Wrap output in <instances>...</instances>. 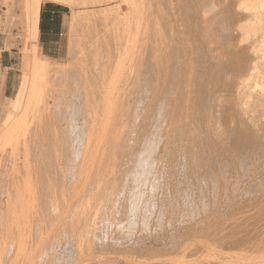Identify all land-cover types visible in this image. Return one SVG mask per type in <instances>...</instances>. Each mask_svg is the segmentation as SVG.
Returning <instances> with one entry per match:
<instances>
[{"label":"bare ground","instance_id":"bare-ground-1","mask_svg":"<svg viewBox=\"0 0 264 264\" xmlns=\"http://www.w3.org/2000/svg\"><path fill=\"white\" fill-rule=\"evenodd\" d=\"M38 2L27 10L34 33ZM120 2L115 40L90 39L93 69L51 90L48 64L33 56L1 122L0 264H48L67 224L79 259L99 248L106 259L117 248L175 259L163 235L180 224L183 243L264 244L258 214L244 210L264 188V0ZM226 114L241 120L226 129ZM191 171L203 180L194 202L182 188L185 197H168L169 183ZM145 201L162 228L148 241L132 236Z\"/></svg>","mask_w":264,"mask_h":264},{"label":"rangeland","instance_id":"rangeland-1","mask_svg":"<svg viewBox=\"0 0 264 264\" xmlns=\"http://www.w3.org/2000/svg\"><path fill=\"white\" fill-rule=\"evenodd\" d=\"M92 1H93V3H92ZM74 2L77 3V4L72 5V6L68 4V6H69L68 11L69 12L67 13V17L65 19V24H64V34H63V38H62V46L65 47L64 50H63L64 53H63V55H61L60 57L55 58V59H47V58L42 57L39 54V52L37 50L36 37L34 36L32 27L26 21V17L24 15V8H23L24 0H6L4 2V5H6V6H8V4H10V5L7 7V11L4 12V18H3L4 22L1 24V26H3L4 29L7 30L8 33L10 35H12V37L15 39V42H13L12 45H10V44L7 45L6 48L15 47L17 54L14 55L13 61H14L15 64L13 65V69H12V73L14 74V79H15V82H16L15 88L13 89V91L8 90L6 95H3L1 93V88H0V120H1L0 121V125H1V122H2L3 118L5 117V115L10 113V111H11V103H12L13 99L16 97V95L18 93V90L20 88V84L22 82V77L24 76V74H27L30 71L29 69H30V65L32 63V59L31 58L33 56L37 57L38 61H43V62H46L48 64V66H49L48 80L46 81L45 84L51 90H53V89H56L57 86L60 83L64 82L65 79L68 78L69 75L78 76V74L81 73V67L83 65H86L88 67L87 70L93 69V58L91 56L92 50H93V48H92L93 44H91L90 39H92V38L93 39H96V38L99 39L100 36H102L101 39H100L101 42L110 41V39L112 41L114 39L113 35L115 33L114 32L115 31V27L116 28L119 27V25L117 26V23L118 22L120 23L121 16H122L121 11H117V10H120L117 7V5L119 6V4L121 3L120 0H96V1L95 0H83V3H87L85 5H81L80 4V3H82V0H74ZM15 10H18V14L17 15H15ZM117 13H118V15H117ZM111 29H112V32H111ZM12 31H14V33ZM99 33H100V36H98ZM101 33H103V35H101ZM112 33H113V35H112ZM107 36H109V37H107ZM106 37L109 38V40ZM102 39H104V40H102ZM87 40L89 42H87ZM5 73H6V70H2L0 68V82L1 83L4 80ZM232 80H234V79H232ZM234 81L236 83V80H234ZM230 87H231V85H230ZM232 113L235 114L234 112H232ZM237 115H235V118L232 119V118H230V116H227V114H226L225 120L223 119V124L225 125V128L227 126L226 129H231V128H229L230 127V125H229L230 123L229 122H232L231 120H234L233 124L235 122H239V120H241V119L237 118ZM229 119H231V120H229ZM192 120L195 121L196 124H198L196 122L197 118H196L195 115L192 117ZM242 121L244 122V120H242ZM242 121H240L241 125L243 124ZM226 123H228V124H226ZM228 125H229V127H228ZM195 127L197 128V125L194 124L193 125V129ZM45 131L47 132L48 130L46 129ZM230 132H231L232 136L235 135V131L231 130ZM1 153H3V152H1ZM0 162L2 163L3 161H0ZM189 173H191V174L189 175ZM195 174H196L195 172L191 171V172H188L187 176H186V174L185 175L182 174V176H179L180 180H179V178L177 180L174 179L171 182L172 184L169 183L170 184L169 188L166 189V193L165 194L167 195L169 193L168 194L169 196L172 195L173 198H171V199H175L176 196L177 197L179 196V198H180V196H184L185 195L187 201L194 202L193 200H194V197H195V194H196V187L198 186V181L201 183V185H203V180L200 179V178H199L200 180L199 179L197 180V175H195ZM191 175H193V177ZM181 178H183L184 181H182ZM214 178L217 179V176L214 177ZM190 180H193V182L190 181ZM184 182H185V184H184V187H183V183ZM188 182H190V183H188ZM176 183H178V184L180 183V184L176 185ZM187 183L189 184V186H188ZM186 184H187V186H185ZM246 186L247 185H245V187ZM177 187L179 188V190H178ZM181 188L183 190L185 189L184 190V193H185L184 195H183L182 192H180ZM193 188H194V190H193ZM171 189L173 190V192L175 194L172 192ZM262 189H263V191L260 189L258 191L259 195H256L258 198L256 196L254 197L255 199L252 198V200L254 199L253 202H255V201L257 202V203L255 202V204L256 205L258 204V207L259 206L263 207L261 204H264V199H263V197H264V195H263L264 194V188H262ZM187 190H190V193ZM176 192H179V193H176ZM191 193H194V194H191ZM260 195L263 196V197H261ZM259 196H260V198H259ZM176 199L178 200V198H176ZM260 199L263 201V203H260V202H262ZM148 201H147V203H148ZM251 201L247 205L248 209L246 208L247 206H245L244 210L248 212L249 207H251L250 209L253 210V211L250 210L248 213H246V215L249 214V213H253V212H256L258 214V216H257V214L254 213L259 218V221H260L257 226L255 224L256 228L258 227L257 229H259V230H256V228H255V230L257 232H260L262 234L261 236L264 239V229H263L264 228V221H263L264 220V208L254 207L255 204L251 203ZM258 201H260V202H258ZM178 202H180V201H178ZM147 203H146V201L144 202L146 207L143 206V209L145 208L143 210V212L147 211V212L144 213V215L146 214L145 215L146 220L149 219L148 216L150 214V216H149L150 219H149V221L147 220L149 222V224H147V222H145L146 220H145L143 214H142L143 216L139 215L140 218L143 220L142 222H141V219L139 220V217H137V214H135L134 215L135 216V220H136V218H138V221H136V224L138 225L137 229H138V227L139 228L141 227V228L138 229L139 231L137 230V232H134L132 234V236H134V235L136 236V234L138 233L137 235H140V237L142 236V238L149 236V238L145 239V241L150 240V237L152 235H155V234L159 233L160 232L159 228H161V226L158 225L159 224V219H158V216L153 211V207L152 206L149 207V205H147ZM251 204H252V206H251ZM254 208H256V209H254ZM149 210H150V213H149ZM259 211L261 213L262 212L263 213L261 214ZM186 214L189 217V213L188 212L184 213L183 215L186 216ZM183 215H181V217H180L181 220H182V218L184 219V217H185ZM260 215H262V216H260ZM134 216L132 218H134ZM188 217L186 216V218H188ZM136 224H134L135 225L134 228L136 227ZM141 224H143V226ZM144 224H146L147 227L149 226V230L147 229V227L144 228V226H145ZM261 224H262L263 228L261 227ZM66 226H68V224ZM66 226H64L63 228L60 227L62 230L60 228H58V231L61 230V232L60 231L58 232V231L52 229L53 231H56L58 234H60V233L62 234V235L60 234L62 241L59 240V244L61 242L62 243L60 244L59 248H58V245H55V247H54V251L55 252L52 251L53 255L51 256L50 259H48V264H50L49 260H51L52 258L53 259L51 260V264H59V263L60 264L61 263L62 264H163V263H165V264H241V263H245V262L248 264V263H251V262L257 263L259 261L264 260V244L260 245L258 247H251V245H248V247H246L247 246L246 245V246L242 247L243 249L241 248V246H240V248L237 249V247H233L231 245H226L225 246V244H223L224 246L220 245V244L219 245L216 244V246H213L214 243H212L213 241L211 242V239H213V237H211V239L210 238H206L205 239V237L204 238H202V237L200 238L197 235H195L196 237H192V238H193V240L198 238V241L200 240L199 241L200 243L198 242L196 244L197 240H195L196 242L191 240L192 238H190V237L193 236V235H189L190 237L188 239H186L188 242L187 243L186 242L183 243L182 234L185 231L186 227L182 226V224H180V227H177L179 230L183 231L182 234L180 233V231L177 228H173L171 230L169 229L168 230L169 233H168V231L164 232L165 234L168 233L169 236L167 234H166L167 235L166 236L163 233L162 230H161V233H160V235H161L160 237H162V235L164 234L163 238H167L168 237L167 240H170V242L172 241V243H174L173 250H174V252L176 251L177 253H176V255H175V253H172L173 254L172 257L175 258V256H176L175 259H167V260H165L164 257H160V258L156 257L155 259H157V260H155V259H150L149 256L148 257L145 256V258H144V255L142 256L139 253L136 254L135 252H133V253L131 252L132 256H134L136 254L134 256L135 258H133L130 255L131 253H129V256H127L128 254L125 253V251L126 252H130V251H128L127 249L126 250L124 249V252H123V251H121V248L115 249L114 250V255H116V256L111 255V256H109V259L107 258L108 260L106 259V257L103 258L105 256V255H103L104 252H103V254H101L102 252L99 253L100 248H99V250H97L98 253H96V251L94 252V253H96V255L91 253L94 256L89 255L88 256L89 259H88V257H86L87 256L86 254H85L86 255L85 256L86 259H84V258L79 259V258H77L75 253H73L74 252L73 242L71 240L69 242V239L71 237L69 235L70 234V232H69L70 228L68 227L69 229L66 230V228H67ZM155 227L158 230H156ZM181 227H183V228H181ZM150 229H151V231H150ZM260 229L262 230V232H261ZM49 230L51 232V229H49ZM141 230H143V231H141ZM173 230L175 232H173ZM145 231H147V232H145ZM148 231H150V232H148ZM152 231H154L155 233H153ZM52 232L50 234V240H51L50 242L51 243H53V241H54V240H52L51 235L53 237H56L58 235L56 232L55 233L54 232L52 233ZM68 232H69V234H68ZM139 233H141V234H139ZM147 233H150V234H147ZM172 233H174L175 235H178V237L175 236ZM54 234H57V235L54 236ZM180 236H181V238H180ZM175 237H176V239H175ZM65 239L68 240V242ZM177 239H179V241L180 240H182V241L178 242ZM207 239H208L209 242L207 241ZM65 241H66L67 244L65 243ZM184 241H185V238H184ZM191 243H193L197 247H195ZM175 244H176V246H175ZM178 244H179V248H178V250H176L175 248L178 247ZM180 244H182V245H180ZM184 244H186V245L184 246ZM182 246H183V248H182ZM191 246H193V247H191ZM208 246H210V247L212 246V247L208 248ZM180 247H181L182 250L180 249ZM187 248L188 249L190 248V249L186 253ZM194 248L196 250V253L194 252L195 251ZM196 248H198V249H196ZM191 249H193V250H191ZM115 251H118V252H115ZM236 251L237 252L239 251L240 253L239 252L237 253ZM213 252L215 253V256H214ZM217 252L218 253L220 252V253L218 254ZM234 252H235V254H234ZM253 253H254V255H253ZM72 254L74 255L75 259L72 256ZM124 254H125V257H124L125 261L123 260L124 259L123 258ZM184 254H186L187 257ZM222 254H223V257H222ZM227 254L229 256H227ZM97 255H98L99 258L97 257ZM101 255H102V257H101ZM106 256H108V255H106ZM137 256H138V260H137ZM71 257H73V258H71ZM94 257H97V258L94 259ZM121 257H122V259H120ZM128 258H131L130 261H129ZM126 259H128L127 262H126ZM132 259H134V260H132ZM101 260H103V261H101ZM164 260H165V262H164ZM71 261H73V263ZM131 261H133V262H131ZM166 261L170 262V263H167ZM105 262H107V263H105ZM161 262H163V263H161ZM2 264H7V259H5L4 263H2Z\"/></svg>","mask_w":264,"mask_h":264},{"label":"crops","instance_id":"crops-1","mask_svg":"<svg viewBox=\"0 0 264 264\" xmlns=\"http://www.w3.org/2000/svg\"><path fill=\"white\" fill-rule=\"evenodd\" d=\"M6 0H0V68L6 70L4 80L0 82L1 93L7 94L8 90L13 91L15 88L14 74L12 73L13 59L17 54L15 47L6 48L7 45H12L15 39L4 29L1 24L4 22V12L7 11L8 6L4 5ZM33 0H24V15L26 21L33 24V21L27 16V10L32 6ZM69 6L67 4L54 0H39L36 29L33 34L36 37L37 50L39 54L47 59H55L63 55L64 48L62 46V38L64 34V24L67 17ZM18 10H15V15ZM32 27V26H31ZM14 33V31H12Z\"/></svg>","mask_w":264,"mask_h":264}]
</instances>
